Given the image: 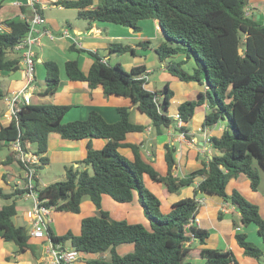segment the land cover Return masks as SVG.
Returning <instances> with one entry per match:
<instances>
[{
  "label": "trees",
  "instance_id": "16d2710c",
  "mask_svg": "<svg viewBox=\"0 0 264 264\" xmlns=\"http://www.w3.org/2000/svg\"><path fill=\"white\" fill-rule=\"evenodd\" d=\"M53 3L76 9L77 15L89 23L109 22L135 31L140 30V20L157 21L166 41L154 50L167 72L178 80L208 86L195 99L178 104L181 122L191 119L195 108L206 102L211 110L205 115L203 125L213 126L226 119V126L219 136L208 138L214 152L207 161L177 177L173 175L175 146L164 144L166 173L161 174L143 158L140 144L126 140L127 133L144 130V125L129 120V106L117 108L119 118L115 122H107L95 110L84 119L64 122L69 105L23 104L8 125L0 124V147L15 141H19L24 149L32 145L40 160L37 174L47 161L43 154L50 132H56L64 139H88V143L80 161L83 164L81 170L67 166L61 180L43 187L39 186L38 178L32 189L22 186L5 192L0 187L1 237L14 242L19 252L30 248L28 228L17 226L12 220L19 196L34 191L39 200H44L45 206L73 213L80 211V203L87 196L97 211L82 218L78 234L68 230L56 235L48 226L54 244L69 241L80 253L108 251L107 258H89L85 264H192V259L202 260V264L237 263L231 250L192 244L193 241L204 244L210 233L189 222L197 212L194 195L180 198L164 212L161 198L145 187V175L151 181L163 184L170 193L192 185L195 178L201 177L194 188L195 194L218 195L230 202L240 213V224H255L264 243V217L258 205L238 190L227 189L228 182L242 173L249 179L251 189L256 191L260 183L259 169L264 171V19H256L249 13L250 0H55ZM35 8L41 13L38 5L35 4ZM21 11L26 13V7L21 6ZM0 22L8 28V31H0V72L14 71L19 68L20 60L13 47L27 33L29 25L21 16ZM138 44L147 45L149 40ZM67 49L77 54L85 51L93 57L87 72L82 71L78 56L66 60L64 69L70 80L85 81L91 89L100 87L104 96L127 97L132 106L147 115L155 134H160L164 127L175 121L167 114L173 90L168 84L160 90L147 89L143 64L127 70L120 62L103 61L98 51L74 49L73 45ZM107 49L108 54L126 51L134 54L130 45L120 42L109 43ZM180 52L186 58L175 60V55ZM190 59L193 67L189 72L183 65ZM43 65L46 74L39 94L51 96L60 83L58 65L49 59ZM2 97L0 84V99ZM92 138L106 141L100 149H94ZM119 148H129L132 157L121 153ZM11 159L8 154L2 163ZM134 191L146 224L114 218L102 209V194L124 203L133 199ZM234 237L244 255L256 259L264 257V249L248 241L244 232H236ZM123 243H132L133 250L119 254L116 247Z\"/></svg>",
  "mask_w": 264,
  "mask_h": 264
},
{
  "label": "crops",
  "instance_id": "0c3cea01",
  "mask_svg": "<svg viewBox=\"0 0 264 264\" xmlns=\"http://www.w3.org/2000/svg\"><path fill=\"white\" fill-rule=\"evenodd\" d=\"M54 1L55 0H36V5L39 6L41 14L45 18L43 29L47 30L49 33L41 35L39 44L34 46L35 81L34 86L29 91L31 102H50L69 105L70 107L63 117L64 122L84 119L91 110L100 113L107 122H115L119 118L117 108L129 106V120L135 124L144 125V130L142 132L127 133L126 140L140 144L143 158L149 161L161 174L166 173L164 144L175 146L174 176L182 177L201 167L202 162L207 161V158L214 152L208 142V138L212 135L219 136L222 133L223 128L226 126V119L220 120L213 126H204L203 121L205 115L211 110L206 102L195 108L193 116L187 122L179 123L174 115L177 113V106L180 102L188 99H195L199 92L206 91L208 88L207 84L198 83L196 81L186 82L178 80L167 72L164 63L161 61L160 65L155 66V57L152 58L153 55L151 50H147L149 45H151L150 41L149 44L144 46L139 45V42L127 43V45H130L134 49V54L130 51L121 54H108L107 45L111 42H118L120 39L126 38L128 40H135L136 38L150 40V37L147 35L149 32H147L140 23H138L140 27L138 31H135L131 27H127L126 30H121L115 26H109L107 24L108 22L89 23L77 15L76 9L56 5L53 3ZM257 1L259 0H250V4L255 7L257 6ZM94 2L96 1L94 0ZM21 6L26 7V13L21 11ZM261 10V13L257 14L256 19L264 18V8H261ZM31 13L32 8L27 4L26 0H3L0 7V21L14 16H30ZM56 13L62 15V19H57ZM157 24V21H155V25ZM63 29L68 30L67 36L61 35ZM158 44L154 45V48L158 46ZM70 45H73L74 49L98 51L104 61L109 63L120 62L127 70L132 66L143 64L147 73L145 82V87L147 89L152 91L160 90L165 84H168L170 89L173 90L167 114L175 121L171 125L164 127L160 134H155L147 115L140 112L135 106H132L127 97L113 94L104 96L100 87L91 89L85 81L70 80L65 73L64 64L65 61L69 59L71 53L75 55L74 57H79L80 67L83 72H87L93 61L92 55L85 51L78 54L75 51H68L67 47ZM48 59L57 63L60 83L53 95L42 96L39 92L44 86L46 74L43 62ZM86 60L87 64L84 66L83 63ZM186 64L190 69H186ZM183 67L190 72L193 67L192 60H188ZM0 84L4 93V97L0 99V124L6 126L11 122L13 116L5 104V97L10 95L13 91L21 89L25 84L21 63H19V68L17 70L1 71ZM105 141L106 140L102 138H92L91 146L94 149H100ZM87 143L88 139H64L58 133L50 132L47 137L46 151L43 154V156L47 158V161L43 165L45 167L59 165V174L64 175L67 166L71 164L78 166L80 164V161L85 156ZM27 146L30 150H34L32 145ZM120 149L127 157H132L129 148H119V150ZM0 151L3 152L0 154V187L5 192H10L15 187L22 188V169L14 157L10 144L1 146ZM8 154H10L12 159L7 163H2ZM37 178L39 183V173ZM200 179L201 177H197L194 179L192 185L183 187L176 193H170L166 188H160L158 184H155L156 182L152 183L145 175L143 177L144 185L161 198L162 211L164 212L168 210L173 202L183 197L194 195L195 200H203L196 212L198 217L196 225L209 230L210 233L205 239L204 244H200L197 241H193L192 244L199 247L231 250L237 260L236 264H264V257L256 259L244 255L242 248L237 245L234 237L236 232H244L248 241L264 249V243L257 231V226L253 223L245 226L241 225L240 213L230 202L223 200L220 196L203 192H197L195 194L194 188L197 186ZM263 184L264 176H260L259 187L254 191L250 187L247 176L241 173L228 182L227 189L228 191L236 189L248 200L257 204L260 213L264 217ZM44 185H46V182L43 183V186ZM189 191H191V195ZM106 196L107 194H102L101 196L102 209L103 201L107 199ZM86 199L87 198L82 199L80 211L78 213L58 211L56 215L53 216V209H51L48 215L49 226L56 235L64 234L68 230L72 231L74 234L80 232L82 218L86 217V215L95 214L97 211L95 205L92 203L93 206H90L91 204H89ZM27 200H30L31 203H24ZM33 201L31 195L19 196L16 199V214L12 218L15 225L25 226L26 228L29 227L30 211L34 205ZM131 201H133V199ZM131 201L124 203L129 204ZM1 203L2 201H0V204ZM84 204H86V206H84ZM136 205L137 207L133 204L124 207L126 208L124 209V215L126 218L128 217L129 220L125 219L129 222H134L133 220H136L134 218H136L138 214L142 215L143 213L140 209L141 207H138V203H136ZM139 220H141V217ZM234 222L238 223V225L234 226ZM28 241L30 243V248L19 252L18 246L14 242L5 241L0 235V264H52L51 258L46 250L47 244L45 239L30 237ZM63 246L69 247L71 245L68 241L64 243ZM132 250V243H123L116 247V251L119 254H125ZM108 256L109 253L107 251L104 253L91 254L80 253V257L76 261V264H85V260L89 258H107ZM195 261H200L201 263L199 264H202V260L199 259H192V264H196Z\"/></svg>",
  "mask_w": 264,
  "mask_h": 264
},
{
  "label": "built area",
  "instance_id": "2783aa9c",
  "mask_svg": "<svg viewBox=\"0 0 264 264\" xmlns=\"http://www.w3.org/2000/svg\"><path fill=\"white\" fill-rule=\"evenodd\" d=\"M27 4L31 6L32 13L30 16H25V20L28 22L29 28L27 33L16 43L13 47L14 51L19 55V63H21L25 84L24 86L13 91L10 95L5 97V104L14 116L15 112L20 109L23 104L30 103V89L34 86V72H35V52L33 47L39 44L40 36L49 33L43 29L45 24L44 16L39 13L36 8V0H26ZM0 31H8V28L4 23L0 22ZM62 36L68 35V30L63 29ZM51 36V35H50ZM104 61V60H103ZM175 119L181 123L179 115L176 113ZM15 159L22 164V180L23 187L32 189L37 178V166L40 164L39 156L35 153V150H30L28 146L24 149L19 141H15L10 144ZM24 195H31L33 197V208L30 211V225L28 227L29 237L40 238L46 240V250L51 258L52 264H76V261L80 257V252L73 246H63L61 243L54 244L48 234L49 219L48 215L52 207L44 205V200H39L34 191L26 193ZM196 211L199 205L203 202L202 199H196ZM198 217L195 214L189 219L190 223L196 224Z\"/></svg>",
  "mask_w": 264,
  "mask_h": 264
},
{
  "label": "rangeland",
  "instance_id": "374dc122",
  "mask_svg": "<svg viewBox=\"0 0 264 264\" xmlns=\"http://www.w3.org/2000/svg\"><path fill=\"white\" fill-rule=\"evenodd\" d=\"M95 1H98V0H95ZM256 5L257 6H255V7L250 5L249 8H248L249 13H251V15H253L254 18L257 17L258 13H261V11H262L261 8H264V0L257 1ZM56 18L60 20V19H62V15H60L59 13H56ZM263 19H259V20H263ZM97 22H100V21H97ZM103 23H106V22H103ZM139 23L144 27V29L147 32H149L147 35H148V37H150L149 41H150L151 45H149L147 50H151V53L153 55L152 58L155 57L154 58L155 66H158V65H160V61H159V59L157 57V54H156V52L154 50V45H156L158 43L160 44L161 42L166 41V37H165L164 33L162 32L161 28L159 27V24L155 25V20H153V19H144V20H140ZM107 24L109 26L111 25V26H115L117 28H120L121 30H126L127 29V27L122 26V25L113 24V23H109V22ZM140 40H141V38L140 39L136 38L135 40H130V39L128 40L126 38V39H120L118 42H120L122 44H127L129 42H131V43L140 42ZM141 41H143V40H141ZM33 49H34V47H33ZM74 56L75 55L73 53H71L69 55V58H74ZM85 56H89V55H85ZM185 58H186V56H185L184 53H180L178 55H175V57H174L175 60H180V59H185ZM86 64H87V60L83 63V65L85 66ZM187 68H188V66L186 64V69ZM188 69H190V68H188ZM119 151L121 152V149ZM2 153L3 152L0 151V154H2ZM70 166H73L74 168H77L79 170H81L83 168V164H81V163L78 166L75 165V164H71ZM91 171L92 170L89 167V172H91ZM38 173H39V186L40 187H43V183H45V182H46V184H48V183L53 182V181L61 180L64 177V175L59 174L60 173V166L59 165L58 166L52 165V167H45L43 165V166H41L39 168ZM259 175L260 176H264V171L261 168L259 169ZM145 177L147 178V176H145ZM151 182L155 183L154 181H151ZM155 184H158V186L160 188H165V186L163 184H161V183H155ZM263 186H264V184H263ZM145 187L148 189L147 186H145ZM189 194L191 195V191H189ZM84 198H87L86 200H88L89 204H91L90 206H93L92 202L90 201V199L87 196H85ZM106 198L107 199L105 201H103V209L108 211L110 213V215L112 217H114V218H126L125 215H124V212H125L124 209H126V208H124V207L130 206L131 204H133L135 207H137L136 203H138L137 202V194H136L135 191H134L133 201H131V203H129V204L117 202V201L113 200L108 195L106 196ZM24 203H31V201L27 200ZM124 204H127V205H124ZM84 206H86V204H84ZM138 207H140L139 204H138ZM56 212H58V211L53 209V211H52L53 216L56 215ZM95 214H96V212H95ZM92 215H94V214H92ZM140 217H141V220H139ZM126 219L129 220L128 217ZM134 219H136V220H133L134 222L137 221V222H140V223H143V224L147 223V220H146V218H145L143 213H142V215L138 214L136 216V218H134ZM78 262H81V261H78ZM195 262H196V264L201 263L200 261H195Z\"/></svg>",
  "mask_w": 264,
  "mask_h": 264
},
{
  "label": "water",
  "instance_id": "95a60500",
  "mask_svg": "<svg viewBox=\"0 0 264 264\" xmlns=\"http://www.w3.org/2000/svg\"><path fill=\"white\" fill-rule=\"evenodd\" d=\"M239 53H242V49H239Z\"/></svg>",
  "mask_w": 264,
  "mask_h": 264
},
{
  "label": "clouds",
  "instance_id": "9594fccd",
  "mask_svg": "<svg viewBox=\"0 0 264 264\" xmlns=\"http://www.w3.org/2000/svg\"><path fill=\"white\" fill-rule=\"evenodd\" d=\"M31 102V101H30Z\"/></svg>",
  "mask_w": 264,
  "mask_h": 264
}]
</instances>
